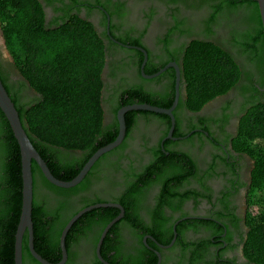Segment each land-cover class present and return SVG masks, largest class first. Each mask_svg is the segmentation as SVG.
Listing matches in <instances>:
<instances>
[{
	"label": "flooded vegetation",
	"instance_id": "af4514ba",
	"mask_svg": "<svg viewBox=\"0 0 264 264\" xmlns=\"http://www.w3.org/2000/svg\"><path fill=\"white\" fill-rule=\"evenodd\" d=\"M38 2L45 26L81 19L102 36L105 127L115 120L118 135L116 108L125 90L142 91L155 104L147 105H169L161 109L177 99L173 126L166 115L136 111L125 123L121 145L95 162L80 189L47 199L46 221L56 227L90 206L117 211L71 236L65 264H253L244 244L255 216L253 196L260 192L252 187L254 162L236 138L244 111L264 102V70L234 45L253 33L245 9L237 0ZM194 43L222 48L240 70L232 90L197 111L186 107L182 76L185 52ZM0 78L21 104L37 97L18 74L1 34ZM62 153L71 163L84 156ZM117 218L100 245L101 262L97 245Z\"/></svg>",
	"mask_w": 264,
	"mask_h": 264
},
{
	"label": "trees",
	"instance_id": "16d2710c",
	"mask_svg": "<svg viewBox=\"0 0 264 264\" xmlns=\"http://www.w3.org/2000/svg\"><path fill=\"white\" fill-rule=\"evenodd\" d=\"M237 1L245 9L253 33L242 41H235L234 45L264 70V34L257 4L255 0ZM0 34L18 74L37 95L33 101L21 104L2 83L22 128L51 174L60 181H71L98 149L113 142L117 136L115 120L112 127L104 125L102 75L106 53L102 36L81 19H72L55 28L45 26L38 0H0ZM182 76L186 107L197 111L232 90L239 82L240 70L232 56L222 48L194 43L185 52ZM119 100L121 104L116 111L133 104L155 105L142 91L134 88L123 91ZM136 114L132 111L125 115L127 126ZM236 141L238 149L254 162L252 187L260 194L253 196V204L261 203L260 211L252 218L244 254L250 263L264 264V102L258 101L244 111ZM62 151L80 152L84 156L71 163L62 158ZM31 170L33 247L43 259L56 264L61 260L60 236L69 219L58 227L48 224L47 199L52 194H73L84 182L71 189H62L50 184L35 162H32ZM21 192L19 147L0 110V264H14ZM122 206L127 214L126 205ZM116 214L117 211L109 208L85 213L66 236L67 252L71 236L78 235L77 230H85L96 217H114ZM106 224H102V229ZM22 264H39L30 255L27 233L22 241Z\"/></svg>",
	"mask_w": 264,
	"mask_h": 264
},
{
	"label": "water",
	"instance_id": "95a60500",
	"mask_svg": "<svg viewBox=\"0 0 264 264\" xmlns=\"http://www.w3.org/2000/svg\"><path fill=\"white\" fill-rule=\"evenodd\" d=\"M255 2L258 7L262 30L264 34V0H255ZM157 75L158 74L151 76L149 78H153ZM176 102H177V99L170 109H161V108L153 107L147 104H133V105H128V106L121 108L117 113L118 135L115 138V140L109 143L108 145L98 149L89 158V160L85 163V165L82 167V169L80 170V172L77 174V176L74 179L68 182H64V181H60L56 179L51 174L45 162L42 160V158L39 156V154L36 152V150L32 146L31 142L27 138L22 128V125L20 123L19 116L14 107V104L9 98L2 84V81L0 79V110L4 114L6 120L9 123L13 136L15 140L17 141L19 151H20V157H21L22 205H21V213L19 217V222L17 225L16 234H15L14 264H22V240H23V236L25 233H27L28 235V249H29V252L32 258L36 260L39 264H52L46 261L45 259H43L41 256H39L35 252L34 247H33V224H32L33 177H32V170H31L32 162L36 163L41 173L43 174L45 179L50 184L54 185L55 187L62 188V189L74 188L82 182V180L85 178V176L88 174V172L91 170L95 162L100 157L113 151L114 149H116L118 146L121 145L125 137V131H126L125 120H124V116L126 113L131 112V111H148L152 113L163 114V115L170 117L171 123L173 126L174 117L172 115V110L174 109ZM102 206L103 205H95V206H90L84 210H81L74 217H72V219L67 223V225L65 226V228L63 229L61 233L60 240H59V246L61 250V260L60 262L56 264L66 263L67 250L65 247V238L70 228L72 227V225L85 213L90 212L93 209L100 208ZM118 208L122 211L120 207ZM118 220L119 218L113 220L111 223L108 224V226L103 231V235L101 239L99 240V243L97 245V254L101 262H102V259L99 256V248L102 243V240L104 239L108 230Z\"/></svg>",
	"mask_w": 264,
	"mask_h": 264
},
{
	"label": "rangeland",
	"instance_id": "374dc122",
	"mask_svg": "<svg viewBox=\"0 0 264 264\" xmlns=\"http://www.w3.org/2000/svg\"><path fill=\"white\" fill-rule=\"evenodd\" d=\"M254 205V210H253V213L256 215L259 211H260V209H261V203H255V204H253Z\"/></svg>",
	"mask_w": 264,
	"mask_h": 264
}]
</instances>
